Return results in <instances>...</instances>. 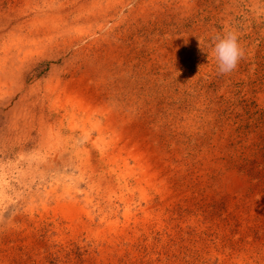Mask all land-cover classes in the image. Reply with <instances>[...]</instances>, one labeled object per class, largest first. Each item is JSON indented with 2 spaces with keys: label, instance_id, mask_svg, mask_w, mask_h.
<instances>
[{
  "label": "rangeland",
  "instance_id": "rangeland-1",
  "mask_svg": "<svg viewBox=\"0 0 264 264\" xmlns=\"http://www.w3.org/2000/svg\"><path fill=\"white\" fill-rule=\"evenodd\" d=\"M0 264H264V0H0Z\"/></svg>",
  "mask_w": 264,
  "mask_h": 264
},
{
  "label": "clouds",
  "instance_id": "clouds-1",
  "mask_svg": "<svg viewBox=\"0 0 264 264\" xmlns=\"http://www.w3.org/2000/svg\"><path fill=\"white\" fill-rule=\"evenodd\" d=\"M201 49L203 50V48ZM211 52L217 61L218 74L220 75L230 74L244 57V50L239 44L238 35L232 31L226 32L223 36L212 37Z\"/></svg>",
  "mask_w": 264,
  "mask_h": 264
}]
</instances>
